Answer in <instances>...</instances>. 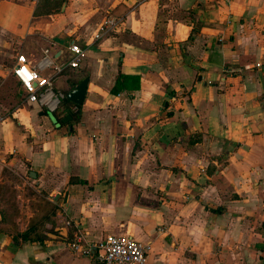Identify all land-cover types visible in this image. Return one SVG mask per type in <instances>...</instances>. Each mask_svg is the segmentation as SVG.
Returning <instances> with one entry per match:
<instances>
[{
    "label": "crops",
    "instance_id": "1",
    "mask_svg": "<svg viewBox=\"0 0 264 264\" xmlns=\"http://www.w3.org/2000/svg\"><path fill=\"white\" fill-rule=\"evenodd\" d=\"M69 42L87 54L55 88L89 82L64 124L11 70ZM119 71L139 88L112 94ZM0 113V187L17 172L52 209L0 205V264H101L76 230L147 244L145 264H264V0H0Z\"/></svg>",
    "mask_w": 264,
    "mask_h": 264
},
{
    "label": "built area",
    "instance_id": "2",
    "mask_svg": "<svg viewBox=\"0 0 264 264\" xmlns=\"http://www.w3.org/2000/svg\"><path fill=\"white\" fill-rule=\"evenodd\" d=\"M30 1L36 4L41 0ZM122 21V17L108 10L97 25L93 34L94 41L116 32ZM62 54H65V59L57 61L54 55L45 49L41 58L32 62L24 54L19 53L11 70L22 89L24 100L37 104L49 113L55 112L65 98V94L55 88L56 78L66 69L78 68L86 57L87 50L75 42H69ZM71 112L76 113L77 107L73 106ZM4 119L3 114L0 113V123ZM66 245L77 255L88 256L96 253L101 264H145L149 249L147 244L137 242L126 235L108 234L96 242H91L80 230L72 233Z\"/></svg>",
    "mask_w": 264,
    "mask_h": 264
},
{
    "label": "rangeland",
    "instance_id": "3",
    "mask_svg": "<svg viewBox=\"0 0 264 264\" xmlns=\"http://www.w3.org/2000/svg\"><path fill=\"white\" fill-rule=\"evenodd\" d=\"M101 12H104V10ZM7 93L6 90L4 95ZM18 100L19 98H13L8 95H5V98H3L5 106L15 105L18 103ZM17 202L22 205L24 211L27 210L29 206L32 209H37L38 215L44 213L49 214L52 211L48 205L47 195L41 191L37 192L34 184L27 178L21 179L17 172L13 173L12 171H8L6 181L0 187V205L3 207V210H5V215H10L9 218L15 216L18 207Z\"/></svg>",
    "mask_w": 264,
    "mask_h": 264
},
{
    "label": "trees",
    "instance_id": "4",
    "mask_svg": "<svg viewBox=\"0 0 264 264\" xmlns=\"http://www.w3.org/2000/svg\"><path fill=\"white\" fill-rule=\"evenodd\" d=\"M73 88L74 85H71ZM139 88V77L136 75H125L122 74L120 71L117 74L115 84L113 88L111 89L112 94H117L123 90H137ZM76 106L77 107V113L71 112V107ZM80 106L74 105L71 102H69L66 97L62 100L61 105L59 109H57L55 112L51 114V116L54 119V122L61 123L63 118L67 115H70L72 118V122H77L79 119V110Z\"/></svg>",
    "mask_w": 264,
    "mask_h": 264
},
{
    "label": "water",
    "instance_id": "5",
    "mask_svg": "<svg viewBox=\"0 0 264 264\" xmlns=\"http://www.w3.org/2000/svg\"><path fill=\"white\" fill-rule=\"evenodd\" d=\"M59 43L61 44V42ZM88 82H89L88 77H85L83 80H81L78 84H76L71 90H69L65 94L66 99L74 105L81 106L85 97ZM51 118L53 119L52 116ZM70 120H71V116L67 115L63 118L62 122L65 124ZM62 132L65 133V129H62Z\"/></svg>",
    "mask_w": 264,
    "mask_h": 264
}]
</instances>
